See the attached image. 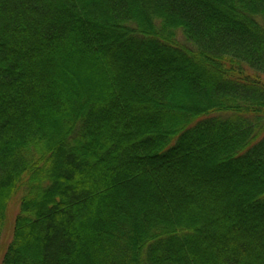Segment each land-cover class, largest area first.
<instances>
[{"label":"trees","instance_id":"1","mask_svg":"<svg viewBox=\"0 0 264 264\" xmlns=\"http://www.w3.org/2000/svg\"><path fill=\"white\" fill-rule=\"evenodd\" d=\"M0 252L264 264V0H0Z\"/></svg>","mask_w":264,"mask_h":264},{"label":"rangeland","instance_id":"2","mask_svg":"<svg viewBox=\"0 0 264 264\" xmlns=\"http://www.w3.org/2000/svg\"><path fill=\"white\" fill-rule=\"evenodd\" d=\"M19 203H20V194H17L10 202L8 207V230L6 232V235L3 239L4 247L9 241L11 235H12V229H13V220L16 214L19 212ZM2 252H0V264L2 259Z\"/></svg>","mask_w":264,"mask_h":264}]
</instances>
